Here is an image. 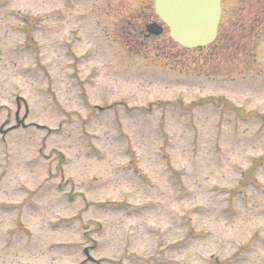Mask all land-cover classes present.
Returning a JSON list of instances; mask_svg holds the SVG:
<instances>
[{
    "label": "rangeland",
    "instance_id": "obj_1",
    "mask_svg": "<svg viewBox=\"0 0 264 264\" xmlns=\"http://www.w3.org/2000/svg\"><path fill=\"white\" fill-rule=\"evenodd\" d=\"M151 6L0 0V126L25 124L0 134V264H264V0H224L213 58L143 38ZM207 96L240 108H185Z\"/></svg>",
    "mask_w": 264,
    "mask_h": 264
},
{
    "label": "water",
    "instance_id": "obj_2",
    "mask_svg": "<svg viewBox=\"0 0 264 264\" xmlns=\"http://www.w3.org/2000/svg\"><path fill=\"white\" fill-rule=\"evenodd\" d=\"M220 0H154L157 15L177 43L192 47L212 40L219 19Z\"/></svg>",
    "mask_w": 264,
    "mask_h": 264
},
{
    "label": "flooded vegetation",
    "instance_id": "obj_3",
    "mask_svg": "<svg viewBox=\"0 0 264 264\" xmlns=\"http://www.w3.org/2000/svg\"><path fill=\"white\" fill-rule=\"evenodd\" d=\"M144 37H147V35H144ZM119 38H120V41L122 40V41L125 42V46L128 47V44H129L130 48L132 49L133 43L130 41L131 40V36L130 37L129 36H119ZM220 39H221V36L217 37V40L214 43H212L211 45L206 46L204 48L190 50L189 53H196L198 57L206 56L207 58H213L214 56H220V55H222L224 53V52L221 51V49H218V46H219L218 42L220 41ZM222 39L225 40V36H222ZM142 50H143L142 48L140 49V48H137V47H133V51L131 50V53L132 52H139V51H142ZM193 55H195V54H193ZM194 69L196 71H198V69H199V71H201V72H206V67L204 65H199V66L197 65ZM204 75L208 76V74H204Z\"/></svg>",
    "mask_w": 264,
    "mask_h": 264
}]
</instances>
